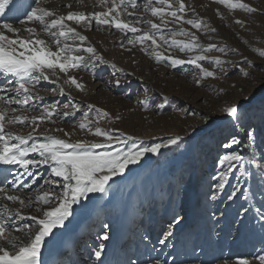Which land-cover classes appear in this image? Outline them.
<instances>
[{
  "label": "rangeland",
  "instance_id": "374dc122",
  "mask_svg": "<svg viewBox=\"0 0 264 264\" xmlns=\"http://www.w3.org/2000/svg\"><path fill=\"white\" fill-rule=\"evenodd\" d=\"M241 2L256 11L231 9L218 0H184L186 10L183 14L178 13L184 19L176 22L171 16H165L164 19L169 23L156 31L145 22L150 20L160 24V17H154L146 10L148 0H136V9L128 8L129 12L134 11L135 14L121 16V19L127 21H141L137 25L141 33L135 34L121 32L107 25L97 27L95 21L90 28L68 21L71 27L87 37L83 46L94 47L96 53L103 57V62L89 61L87 58L91 54L81 52L86 58V66L72 74L77 77L78 82L85 85L83 91L65 84L63 74H59L60 79L56 83L41 80L36 85L32 90L34 99L29 106H25L27 111L18 105L11 106L18 109L16 115L31 117L39 115L45 106L57 105L51 120L40 123L35 135L41 140L44 136L51 135L73 143L77 140L103 142L102 137H95L78 127L85 113L89 120L95 121L98 118L97 109L109 114L99 120L102 129L112 130L113 136L123 133L122 139L133 137L124 144L114 143L113 149L120 147L126 150L133 144L140 143L144 146L164 144L169 138L181 137L178 144L161 148L159 154H145L139 164L129 165L123 175L113 177L106 186V194L90 193L73 206L76 209L74 217H71L72 223L78 216L92 215L88 227L100 225V228H92V234L88 231L87 237L95 242L94 251L101 243L99 237L104 232L109 234V240L103 241L104 255L108 249L112 252L109 244L116 238V234L117 239L121 240L124 227L133 221L132 232L126 238L128 247L125 249L119 246L121 250L114 251L109 256V264H130V261L137 260L139 264H148L150 258L157 257L169 264L173 258L177 259L178 264L180 261L183 264H199L197 260L187 259L195 244L207 251L208 255L203 257L206 260L222 256L234 261L236 257L243 256L259 264L257 257L264 255V233L260 231L256 217V209L264 199L261 196L264 174L257 167V164L264 165V159H261L264 143L257 138L259 147L255 162L245 163V175H241V170L234 169L227 177L228 183L223 191L214 187L218 174L223 171L218 165V158L228 151L222 144L231 138L228 136L226 122L217 119L220 107L228 102L241 101L264 82V57L259 55V51H264V0ZM152 6L161 7L157 0H153ZM59 7L63 9L60 12L62 15L69 11L87 14L106 10L99 5L98 0L65 1ZM164 7L168 11L167 6ZM185 20L201 21L202 27L196 29L185 23ZM27 26L37 27L40 31L39 25L29 23L21 26L17 23L18 28ZM212 28L216 31H210ZM144 31L156 37L158 47L152 45L151 41L128 43L129 39L135 40ZM181 31L188 35L177 34L173 37V32ZM20 33L28 35L26 31ZM193 34L199 45L193 51H180L182 45L171 43L173 39L189 43ZM161 36L168 43L161 40ZM41 38L49 39L42 32ZM67 43L79 41L69 39ZM209 44H215L216 48L203 52L202 49H206ZM221 48L225 51H219ZM154 51L185 61L204 54L210 58L219 57L227 63L216 65L211 59L201 61L205 69L215 73L214 78L204 77L193 64L172 66L169 60L157 61L155 55L150 54ZM116 80L120 81L118 86L115 84ZM60 87L64 88L65 95L59 94ZM64 104H69V107L65 109ZM73 104L78 106L79 111L72 108ZM89 105L93 107L89 108ZM66 111L68 116L63 115ZM205 117L208 118L207 122ZM259 121L260 113L256 111L253 123L258 124ZM11 127V132L22 136H27L32 131V125L28 123L13 124ZM65 132L71 133L70 137H66ZM239 138L243 139L242 131ZM243 154L249 155L247 151ZM33 156L39 158L37 155ZM17 171L22 172L23 169L20 170L18 166L11 169L13 173L10 179H13ZM32 171L35 179L24 177L29 188L13 194L23 193L34 198L40 191V186L44 179L49 178L50 171L47 166L33 168ZM238 177L242 190L233 200H228L229 193L238 183ZM3 181L5 180L0 182V187H11L8 182L3 185ZM43 190L47 191L48 185H44ZM213 194H216L215 200L212 199ZM11 205H16L15 208L11 207L13 209L19 207L18 204ZM243 208L248 211L240 215ZM27 209H22L25 217H29L28 214L38 215L35 206ZM123 212L130 214L131 218L126 215L120 222L119 216ZM174 217L180 219V223L174 224L170 246L159 245V238L169 224L174 223ZM125 220V226L122 227ZM13 222L14 227L32 223L27 218L20 220L17 217H13ZM104 224L109 227L103 228ZM81 226L82 223L74 227ZM58 235L50 238L44 250L50 251L59 246L61 235ZM22 240L27 242L26 238ZM87 242L91 243L90 240ZM76 253L80 254L81 251ZM85 257L87 258L84 260L91 262L88 258L93 259L94 256L88 253ZM96 262L98 264L97 260Z\"/></svg>",
  "mask_w": 264,
  "mask_h": 264
},
{
  "label": "snow or ice",
  "instance_id": "6c2138e0",
  "mask_svg": "<svg viewBox=\"0 0 264 264\" xmlns=\"http://www.w3.org/2000/svg\"><path fill=\"white\" fill-rule=\"evenodd\" d=\"M219 3L226 5L231 9L242 8L249 12H255L256 9L242 3L241 0H218ZM101 7L105 11H94L90 13L69 11L66 15H57L56 12L42 7L40 0H24L17 7L15 0H0V18L4 19L0 23V74L7 80L3 87H0V92L14 93V95H0V165H17L22 172L17 171L13 179L9 181L10 189L0 187V199L6 202L18 204L19 207L12 209L8 203L0 205L3 215H0V264H45L43 260V252L46 245L50 242V238L54 236V231L58 228H63L65 222L73 215V206L79 204L82 198H87L90 193H107V185L113 177L123 175L129 165L139 164L141 159L147 153L159 154L161 148H166L170 145H176L181 140V137L176 136L169 138L166 143H157L152 146H144L142 143L133 144L126 150L117 147L113 149V144H124L133 137H124L121 133L119 136H113L112 130H104L99 126V120L108 117V113L102 109H97L98 118L93 121L88 119V114H84V118L79 122L78 127L81 130H86L95 137H102L103 142H87L77 140L70 142L68 139L59 138L56 136L46 135L43 139L36 137V132L40 123L50 121L56 111V104L45 106L39 115L28 117L20 114L16 115L18 109L11 107L18 105L28 109L30 102L34 99L32 90L41 81H51L56 83L60 79L59 74H63L64 83L70 86H75L78 90L83 91L85 85L78 82L73 71L80 70L86 66V58L81 55V52L91 54L87 59L99 60L103 62V57L96 53V49L92 46L84 47V42L87 37L82 35L76 28L71 27L67 22L73 21L77 25L83 24L90 28L93 21L97 27L107 25L114 27L121 32L141 33V29L137 26L141 21H127L121 19L122 14L133 16L135 12H129L128 8L136 9V0H98ZM153 0H148L146 10L150 11L152 16L160 17L161 23L150 24L152 29L160 31L162 26L167 25L169 21L164 19L165 16H171L176 22L184 19L183 14L186 10L184 0H157L161 7H153ZM33 4L35 6H33ZM167 6L168 11L164 6ZM70 7V5H69ZM6 9L11 11L15 9L26 19H20L19 24L25 26L27 24H35L40 26V31L37 27L27 26L17 28L14 23L8 22V19L15 20L16 17H7ZM187 24L192 25L196 29L202 27V22L198 20H185ZM242 23L241 21H236ZM26 31L28 35L22 37L19 33ZM210 31L215 32L212 28ZM41 32L49 39L41 38ZM11 34V35H9ZM177 34L188 35L187 33L173 32V37ZM71 39L79 43L69 44L67 41ZM165 43H168L163 36L160 37ZM197 37L193 34L191 42L184 43L182 41L172 40L173 45H182L180 51H193L198 48L196 43ZM151 41L152 45L157 44L156 37L150 32L144 31L141 35L135 37V40L129 39L128 43L135 42L143 43ZM55 48V50H53ZM216 48L215 44H209L203 52H208ZM147 51V50H145ZM219 51L224 52L223 48ZM259 51V50H258ZM155 55L157 61L169 60L172 66L190 63L199 69L204 77H215V73L205 69L201 61L211 59L216 65H223L227 61H222L219 57L210 58L207 55L199 54L189 58L187 61L164 56L159 52L150 53ZM259 55L264 57V51H259ZM115 68V65H112ZM248 75V73H245ZM119 80L115 81L118 86ZM199 83V81H197ZM55 92V89H53ZM59 94L65 95L63 87L59 88ZM67 109L69 104H64ZM92 108V105L88 106ZM75 111H79L77 105H72ZM256 111L260 113V121L258 124L253 123V116ZM64 116H68L66 111ZM119 119V117H117ZM218 120L226 122L228 136L231 138L222 144L226 151L218 158V165L223 168L218 174L215 188L219 191L225 189L228 183L227 177L234 169L241 170V175H245V163H254L256 151L259 147L257 138L264 143V82L241 101L228 102L220 107V115ZM205 121L208 118L205 117ZM28 123L32 125V131L27 136L14 134L6 130L8 125ZM95 124V127L92 125ZM57 131H64L57 129ZM203 131V130H202ZM243 135V139L239 138ZM66 137H70L71 133L65 132ZM31 141V143H29ZM246 141V142H245ZM103 149L102 151H100ZM247 151L249 155L243 153ZM37 154L31 156L30 154ZM261 159H264V149H261ZM47 166L50 171L49 178L44 179V183L40 186V191L35 194V197H22L18 194H13L21 189L29 188V184L24 181V177L35 179L33 168ZM261 174H264V165L257 164ZM59 178V179H56ZM240 177L237 178L238 183L235 185L228 195V200H233L238 193L241 192L239 184ZM44 185H48V190L44 191ZM59 189V191H57ZM261 196L264 197V189L261 190ZM212 199H216V194H213ZM245 199L247 195L245 194ZM35 206L38 215L25 217L22 209ZM248 211L243 208L240 215ZM13 217L20 220L25 218L32 221L30 224L15 226ZM256 217H258L259 228L264 233V199L260 201V207L256 209ZM174 223L169 224L168 228L163 231L158 243L164 247L170 246V238L174 234V224H179L180 219L173 218ZM243 224V221H241ZM108 224H104L103 228H108ZM22 233L26 238L21 239ZM109 234L104 232L99 237L101 243L94 251V256L100 264L101 256L104 251L103 241L109 240ZM264 239V237H262ZM199 249V252H197ZM171 256L172 253H169ZM208 255L207 251L199 244H195L192 248V254L187 257L189 260H197L199 264H255L243 256H238L233 261L222 256H213L210 259H204ZM259 264H264V255L257 257ZM130 264H139V261H130ZM148 264H169L166 260L160 258H150ZM171 264H178L176 258L171 260ZM179 264H183L180 261Z\"/></svg>",
  "mask_w": 264,
  "mask_h": 264
},
{
  "label": "bare ground",
  "instance_id": "6f19581e",
  "mask_svg": "<svg viewBox=\"0 0 264 264\" xmlns=\"http://www.w3.org/2000/svg\"><path fill=\"white\" fill-rule=\"evenodd\" d=\"M65 1H72V0H55V1L54 0H45V1L41 2L40 4H41L42 7L48 8L49 10L56 12L57 15H62L60 12L63 9H61L59 7V5L65 3ZM23 2H24V0H20L19 3H17L16 0H15V3L17 4V7H19ZM6 14H7V17H9V18L15 16L16 17L15 20L19 19L20 16H22L15 9H13L11 11H9V10L6 9ZM15 20L8 19V22H12L13 23V22H15ZM3 22H4V19L3 18H0V23H3ZM19 34L22 37H26V34H21V33H19ZM9 35H11V34H9ZM30 155L33 156V155H37V154L33 153V154H30ZM16 166L17 165H2V168L0 169V177H2V175H4V173H7L9 169H11L12 167H16ZM20 195L23 197L25 194L21 193ZM25 196H27V195H25ZM4 203H8V206L10 208L11 207H14L15 208V206H16V205H11L9 202H6V201L0 199V205H3ZM75 209L76 208L74 207V210ZM26 210H28V209L26 208L25 211ZM0 215H3L2 211H0ZM91 216L92 215H83L81 217L78 216V217L75 218V220H73L74 222L72 223L71 217H74L72 215L71 217H69V220H67L65 222V226L63 228H58V229H56L54 231V236L53 237H57V236H59L58 234H60L61 235V240L59 241V243H63V244L69 245L72 242L73 239H78V237H79L78 235L85 233L86 229L84 228V226H86V228H90V227H88V223L91 221V219H89V218H91ZM126 221L127 220L124 221V223H123L124 225L122 227L125 226V222ZM81 223L83 224V226H81V227H74V226H77V225H79ZM121 234L122 233H120V235ZM14 235H18V234L14 232ZM20 235H21V239L25 238L22 235V233H20ZM79 239H80V237H79ZM55 253H56V249L53 247L50 251L44 250L43 257L46 260H48V259H51ZM77 254H79V253H77ZM73 257H75V256H73ZM73 259H75V258H73Z\"/></svg>",
  "mask_w": 264,
  "mask_h": 264
}]
</instances>
